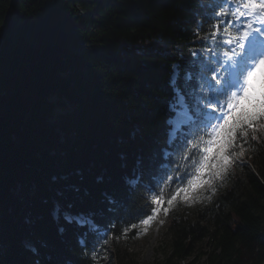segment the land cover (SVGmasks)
Wrapping results in <instances>:
<instances>
[{
  "label": "trees",
  "instance_id": "trees-1",
  "mask_svg": "<svg viewBox=\"0 0 264 264\" xmlns=\"http://www.w3.org/2000/svg\"><path fill=\"white\" fill-rule=\"evenodd\" d=\"M209 7L0 0V264H138L123 229L150 201L127 176L165 143L173 67ZM244 148L253 170L236 161L211 204L173 212L157 264H264V138ZM64 212L115 223L96 258Z\"/></svg>",
  "mask_w": 264,
  "mask_h": 264
},
{
  "label": "snow or ice",
  "instance_id": "snow-or-ice-1",
  "mask_svg": "<svg viewBox=\"0 0 264 264\" xmlns=\"http://www.w3.org/2000/svg\"><path fill=\"white\" fill-rule=\"evenodd\" d=\"M209 3L208 14L196 25L199 45L192 59L182 57L174 66L178 79L183 69L184 84L179 88L172 81L175 99L169 103L165 143L127 176L129 186L142 188L147 193L142 199L150 203L125 225V235L141 225L146 231L173 205L196 201L201 190H212L245 145L264 138V0ZM145 168L147 184L142 183ZM63 219L95 237L94 258L111 238L108 229L116 226L98 225L84 214L64 212ZM81 243L89 246L87 240Z\"/></svg>",
  "mask_w": 264,
  "mask_h": 264
},
{
  "label": "rangeland",
  "instance_id": "rangeland-1",
  "mask_svg": "<svg viewBox=\"0 0 264 264\" xmlns=\"http://www.w3.org/2000/svg\"><path fill=\"white\" fill-rule=\"evenodd\" d=\"M155 45V43H153ZM251 153H249L250 155ZM242 164H246L253 170L254 165L250 158L246 156V151L241 152L237 157ZM230 171V170H229ZM229 173V172H228ZM227 173V175H228ZM227 175L223 181H217L212 190H201L196 201L184 202L173 205L167 215L161 213L145 231L143 225L135 229L136 238L129 243V253H131L138 264H157L161 260L162 252L168 249L169 236L167 234L168 218L174 213L184 214L192 217L197 207L211 204L217 193L227 184Z\"/></svg>",
  "mask_w": 264,
  "mask_h": 264
},
{
  "label": "bare ground",
  "instance_id": "bare-ground-1",
  "mask_svg": "<svg viewBox=\"0 0 264 264\" xmlns=\"http://www.w3.org/2000/svg\"><path fill=\"white\" fill-rule=\"evenodd\" d=\"M173 71H174V67H173ZM176 77H177V74L175 72H173V74H172V81H175L176 80ZM174 99H175V97L173 98V100ZM168 122H169V119L167 121V124H168Z\"/></svg>",
  "mask_w": 264,
  "mask_h": 264
},
{
  "label": "water",
  "instance_id": "water-1",
  "mask_svg": "<svg viewBox=\"0 0 264 264\" xmlns=\"http://www.w3.org/2000/svg\"><path fill=\"white\" fill-rule=\"evenodd\" d=\"M4 33H5V31H3V36H2L1 42H0V52H1L2 45H3Z\"/></svg>",
  "mask_w": 264,
  "mask_h": 264
}]
</instances>
